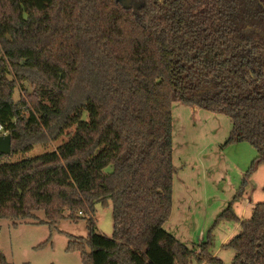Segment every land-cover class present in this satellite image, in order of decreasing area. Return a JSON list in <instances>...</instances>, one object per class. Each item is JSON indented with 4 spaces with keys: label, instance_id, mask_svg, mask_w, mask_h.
Masks as SVG:
<instances>
[{
    "label": "trees",
    "instance_id": "trees-1",
    "mask_svg": "<svg viewBox=\"0 0 264 264\" xmlns=\"http://www.w3.org/2000/svg\"><path fill=\"white\" fill-rule=\"evenodd\" d=\"M134 1L0 0V123L12 153L67 137L17 162L0 153V219L86 218L88 236L68 245L84 264H223L210 241L189 247L164 227L172 106L228 115L226 143L249 141L264 163V0ZM45 13L51 31L38 41ZM26 80L33 90L17 101ZM109 199L111 237L94 217ZM223 216L241 227L225 243L236 251L231 264H264V201L249 218L232 206ZM0 264H13L1 248Z\"/></svg>",
    "mask_w": 264,
    "mask_h": 264
},
{
    "label": "rangeland",
    "instance_id": "rangeland-1",
    "mask_svg": "<svg viewBox=\"0 0 264 264\" xmlns=\"http://www.w3.org/2000/svg\"><path fill=\"white\" fill-rule=\"evenodd\" d=\"M43 17V26L32 34L38 41L51 31L48 14ZM18 85L14 92L17 101L33 90L29 80ZM172 115L173 207L164 227L189 247L210 241V251L217 253L214 256L231 264L236 251L225 245L226 239L238 234L241 227L237 218L223 214L232 206L237 217L249 218L256 204L264 201V163L256 162L257 150L249 141L226 143L232 129L228 115L183 102L173 103ZM64 138L39 142L26 152L5 154L1 162H17L51 151ZM113 205L111 199L95 204L98 229L109 237L114 232ZM36 215L47 219L44 210ZM88 232L86 218L76 222L65 217L55 225L35 223L31 218H2L0 248L13 264H84L80 252L69 250L68 245L71 238L87 237ZM192 262L198 263L195 258Z\"/></svg>",
    "mask_w": 264,
    "mask_h": 264
},
{
    "label": "water",
    "instance_id": "water-1",
    "mask_svg": "<svg viewBox=\"0 0 264 264\" xmlns=\"http://www.w3.org/2000/svg\"><path fill=\"white\" fill-rule=\"evenodd\" d=\"M122 3L125 8L134 7L135 9L139 6L140 2L134 0H118ZM0 153L11 154L12 153V135L9 132L0 133Z\"/></svg>",
    "mask_w": 264,
    "mask_h": 264
},
{
    "label": "built area",
    "instance_id": "built-area-1",
    "mask_svg": "<svg viewBox=\"0 0 264 264\" xmlns=\"http://www.w3.org/2000/svg\"><path fill=\"white\" fill-rule=\"evenodd\" d=\"M0 130H3V126H2V124L0 123ZM5 133V132H4ZM80 213L82 214L83 212L82 211H80Z\"/></svg>",
    "mask_w": 264,
    "mask_h": 264
},
{
    "label": "crops",
    "instance_id": "crops-1",
    "mask_svg": "<svg viewBox=\"0 0 264 264\" xmlns=\"http://www.w3.org/2000/svg\"><path fill=\"white\" fill-rule=\"evenodd\" d=\"M228 240H230V239H226V241L228 242ZM217 253L216 252H214V255H216ZM193 264V263H192ZM198 264V263H197ZM201 264H205V263H201Z\"/></svg>",
    "mask_w": 264,
    "mask_h": 264
}]
</instances>
